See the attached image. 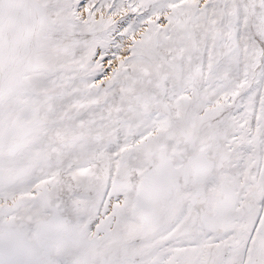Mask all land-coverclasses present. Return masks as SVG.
Returning a JSON list of instances; mask_svg holds the SVG:
<instances>
[{"label": "snow or ice", "instance_id": "6c2138e0", "mask_svg": "<svg viewBox=\"0 0 264 264\" xmlns=\"http://www.w3.org/2000/svg\"><path fill=\"white\" fill-rule=\"evenodd\" d=\"M0 264H264V0H0Z\"/></svg>", "mask_w": 264, "mask_h": 264}, {"label": "bare ground", "instance_id": "6f19581e", "mask_svg": "<svg viewBox=\"0 0 264 264\" xmlns=\"http://www.w3.org/2000/svg\"><path fill=\"white\" fill-rule=\"evenodd\" d=\"M97 18H99V14L97 13Z\"/></svg>", "mask_w": 264, "mask_h": 264}, {"label": "rangeland", "instance_id": "374dc122", "mask_svg": "<svg viewBox=\"0 0 264 264\" xmlns=\"http://www.w3.org/2000/svg\"><path fill=\"white\" fill-rule=\"evenodd\" d=\"M97 3H99V0H97ZM99 14V13H98Z\"/></svg>", "mask_w": 264, "mask_h": 264}]
</instances>
